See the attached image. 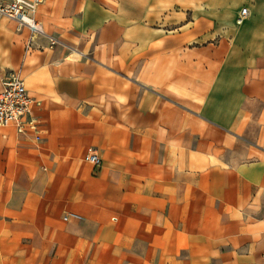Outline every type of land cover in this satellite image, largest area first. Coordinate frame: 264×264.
Here are the masks:
<instances>
[{
	"label": "crops",
	"instance_id": "1",
	"mask_svg": "<svg viewBox=\"0 0 264 264\" xmlns=\"http://www.w3.org/2000/svg\"><path fill=\"white\" fill-rule=\"evenodd\" d=\"M34 15L44 35L0 18V90L38 103L0 128V264H264V0Z\"/></svg>",
	"mask_w": 264,
	"mask_h": 264
},
{
	"label": "built area",
	"instance_id": "2",
	"mask_svg": "<svg viewBox=\"0 0 264 264\" xmlns=\"http://www.w3.org/2000/svg\"><path fill=\"white\" fill-rule=\"evenodd\" d=\"M35 6L36 0H11L8 3H2L0 4V18L13 20L18 27L26 28L32 35H44L42 24L34 15ZM247 13V9L242 8L237 23L241 22ZM49 40L51 44L56 43L52 37ZM1 81L0 128L12 126L17 132L36 131L38 124L32 112L33 107L38 103L28 95L23 79L17 73H10L5 75ZM84 158L95 166L100 164V158L93 149H87ZM68 216L74 219L79 218L74 213Z\"/></svg>",
	"mask_w": 264,
	"mask_h": 264
}]
</instances>
